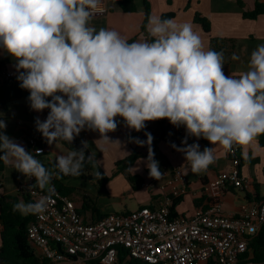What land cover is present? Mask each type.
I'll use <instances>...</instances> for the list:
<instances>
[{
	"label": "clouds",
	"instance_id": "1",
	"mask_svg": "<svg viewBox=\"0 0 264 264\" xmlns=\"http://www.w3.org/2000/svg\"><path fill=\"white\" fill-rule=\"evenodd\" d=\"M99 5L100 0H0V46L17 61V79L30 93L31 109L50 110L45 120L35 121L49 144L72 143L85 128L113 143L107 133L117 129L116 117L137 132L146 121L168 119L185 126L188 135L229 151L264 134V44L252 52L249 70L234 78L223 72V52L205 51L190 24L150 19L154 39L129 43L114 30L89 26ZM5 127L0 120V129ZM145 135L146 141L134 142L148 145L146 166L159 180L163 174L154 159L153 137ZM182 143L186 146L176 150L185 154L193 173L215 162L213 148L201 151L187 138ZM0 152V160L35 177V186L49 194L53 178L81 176L85 163L94 161L83 149L73 150L57 156L53 171L4 134ZM48 200L45 195L34 203L20 201L13 211L43 214Z\"/></svg>",
	"mask_w": 264,
	"mask_h": 264
},
{
	"label": "crops",
	"instance_id": "2",
	"mask_svg": "<svg viewBox=\"0 0 264 264\" xmlns=\"http://www.w3.org/2000/svg\"><path fill=\"white\" fill-rule=\"evenodd\" d=\"M148 1L151 6L150 19H161L163 15L175 14L173 20L178 25L190 24L193 31L201 37L205 51L213 50L212 39L220 40L217 51L223 52V72L226 76L231 75L238 78L242 73L247 72L252 52L258 45L264 44V16L256 20H246L243 18V9L239 6V1H241L246 5V9H254L257 0ZM133 2L136 12L126 13L121 9L117 0H106L108 14L100 17L92 16L89 26L94 27L97 31L101 28L114 30L129 43L149 40L142 29L145 20L144 0H133ZM196 14H200L210 21L211 31L209 33L194 22ZM148 29L149 24L147 26L149 33ZM233 54L239 59L233 60ZM16 63L15 58L0 46V120L6 124L4 129H0V134L7 135L33 155L31 143L39 133L36 130V118L39 117L41 121L45 120L50 110L45 109L42 112H37L31 109L28 101L30 93L20 87L21 82L17 79L19 72ZM7 73H15L16 77L8 79ZM116 120L118 122L117 129L107 133L110 142L113 143L101 140L98 131L87 128L76 136H81V142H87V148L95 161L91 175L96 180H84L83 184L77 188L79 194L77 196L75 193L70 195L71 198L75 196L77 199L74 201L86 222H96L110 214L130 213L142 207H154L166 198L172 197L174 172L179 167L185 168L189 186L187 192L177 198L181 200L176 207L177 216L192 217L197 209L206 208L209 202L216 201L222 203L227 214L238 215L243 206L249 202L264 200V146L260 143L261 135L247 145H239L240 175L245 179L246 187H231L228 191H222L211 186V190L205 193V182L211 183V180L219 173L231 168L226 149L223 146L213 145L203 137L190 136L187 131L183 135L172 134L171 141H168L170 136L168 128L171 125L168 119L166 122L146 121L145 130L139 132L128 128L123 118L116 117ZM145 133H150L153 137L151 147L154 151V159L158 161L159 169L163 174L159 180L150 177L146 166L148 145L140 146L134 142L137 138L141 141L147 138ZM185 138L189 145L198 143L201 151L206 147L213 148L215 162L209 165L207 171L199 174L192 173L190 162L185 159V154L176 150L186 146L182 143ZM54 143L46 148L45 154L37 156L36 159L41 161L42 157L48 156ZM173 145L176 147L174 148ZM60 146L65 148L61 144ZM133 153L140 156L130 168L131 175L140 179L135 184L131 183L124 174L119 173L117 167L119 162L126 160ZM54 161L56 158L49 159L46 163L41 161V163L46 165ZM23 177L25 175L17 171L12 163L6 164L5 172L0 177V197L17 194V188ZM57 179L66 188L75 189L71 180ZM97 179H108V182L101 185ZM80 194L82 196L88 194L95 199V212L88 208L87 204L83 208ZM127 198L136 201L137 209L130 210L125 205L122 210H116L114 204L118 201L115 200L125 201Z\"/></svg>",
	"mask_w": 264,
	"mask_h": 264
},
{
	"label": "built area",
	"instance_id": "3",
	"mask_svg": "<svg viewBox=\"0 0 264 264\" xmlns=\"http://www.w3.org/2000/svg\"><path fill=\"white\" fill-rule=\"evenodd\" d=\"M107 14L106 0H100L92 16ZM6 76L14 79L16 74ZM185 132V126L171 124L168 141L172 134ZM31 144L34 149L36 142ZM226 153L231 168L204 185L205 193L211 186L222 191L246 187L240 175L239 145L234 144ZM173 183L172 197L154 207L86 222L76 202L60 193L53 183V192L47 194L35 186V177L25 176L17 194L28 198L30 203L49 195L46 211L34 215L28 226V242L36 258L47 264H118L119 249L149 264H255L251 255L247 258L245 255L250 241L264 225V200L249 202L238 215L227 214L222 203L216 201L197 209L192 217L172 218L173 200L186 193L189 186L184 167L175 170Z\"/></svg>",
	"mask_w": 264,
	"mask_h": 264
},
{
	"label": "trees",
	"instance_id": "4",
	"mask_svg": "<svg viewBox=\"0 0 264 264\" xmlns=\"http://www.w3.org/2000/svg\"><path fill=\"white\" fill-rule=\"evenodd\" d=\"M121 9L126 13H135L136 6L133 0H117ZM169 3H171L169 1ZM145 5V20L142 26L143 32H145L146 36L149 40H153L154 38L149 36L147 32V26L149 24V20L151 18V6L148 0H144ZM239 6L243 9V18L246 20H256L261 16H264V0H257L255 3L254 9H246V5L239 1ZM175 14H166L161 17V20L165 19H174ZM194 22L201 25L205 32L209 33L211 31V23L208 19L202 17L200 14H196ZM220 42L218 39H212V47L213 50L217 51V45ZM145 129H142L144 131ZM147 138H144L143 141H146ZM33 141L36 142V147L33 149V156H41L45 154L46 148L50 145L47 140L42 136L39 132L36 137L33 138ZM54 143V142H53ZM56 143H60L64 146L68 151H79L84 150L85 154H91L89 149L84 148V144L81 142V136L75 137L72 143H68L64 140H57ZM260 143L264 146V134L260 137ZM52 144V143H51ZM32 149V144H31ZM37 150H39L40 154L37 155ZM0 155H3L0 152ZM92 155V154H91ZM139 154L133 153L126 160L121 161L117 164L119 173H122L126 176V178L133 184L137 181H140L139 178L133 177L130 173V168L133 164L139 159ZM55 163L50 162L44 165L45 168L56 171ZM95 161L92 163H85L82 175L78 177L73 176H63L62 179L70 180V179H84L87 181H94L91 175V170ZM6 164L3 160H0V177L5 172ZM208 170V169H207ZM192 172V170H191ZM193 173V172H192ZM196 174V173H195ZM215 178V177H214ZM203 180V179H202ZM205 180V179H204ZM97 181L104 185L108 182V179H97ZM52 183L56 187V189L65 196H70L74 193V189L66 188L57 178L53 179ZM208 183V182H207ZM204 183L205 185L207 184ZM49 194V193H47ZM83 200V208L84 206L89 205L88 208H91L93 212L96 211V203L95 199H93L90 195L85 194L82 196ZM23 201L24 203H30L28 198L24 196H20L19 194L15 195H6L0 197V225L2 230L0 231V264H47L46 262L41 263L35 256L33 249L31 248L28 242L27 230L30 223L34 220V215L23 216L19 212L13 211V205L17 202ZM180 199H174L173 205L171 207V217L176 218V207L180 203ZM80 213V212H79ZM252 256L251 261L255 264H264V225L261 227L258 235L252 239L249 243V252L245 255V258L248 256ZM118 264H149L147 262L135 259L132 257L128 251L124 249H119L118 253Z\"/></svg>",
	"mask_w": 264,
	"mask_h": 264
},
{
	"label": "rangeland",
	"instance_id": "5",
	"mask_svg": "<svg viewBox=\"0 0 264 264\" xmlns=\"http://www.w3.org/2000/svg\"><path fill=\"white\" fill-rule=\"evenodd\" d=\"M68 152L69 151L66 150L65 148H62L60 146V144L54 143L49 155L42 157L41 161L46 163L49 159L57 158V156H59V155H67ZM70 180H71V183H73L72 185L75 187V189H74L75 196H77V194H79V190L77 188H78V186H81L80 184H83L84 179L77 178V179H70ZM75 196L72 199L77 201ZM115 201H118L114 204L116 210H118V211L122 210L125 205H127L128 209H130V210H136L137 209V204H136L135 200H130L127 198V199H125V201L124 200L123 201L122 200L121 201L115 200Z\"/></svg>",
	"mask_w": 264,
	"mask_h": 264
}]
</instances>
